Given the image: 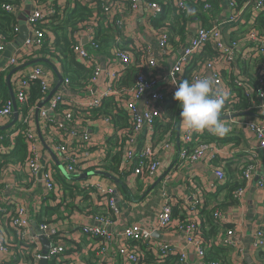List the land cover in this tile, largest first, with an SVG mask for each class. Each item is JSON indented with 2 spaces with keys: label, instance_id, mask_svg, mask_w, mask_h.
Segmentation results:
<instances>
[{
  "label": "built area",
  "instance_id": "obj_1",
  "mask_svg": "<svg viewBox=\"0 0 264 264\" xmlns=\"http://www.w3.org/2000/svg\"><path fill=\"white\" fill-rule=\"evenodd\" d=\"M124 1L126 0H84L85 5L90 8H95V3L100 4L106 20L112 22V27L117 33L123 34L128 38V41H136L137 43L129 44L127 47L139 48L146 61V68L148 71L143 72L137 70L135 66V56L131 50L121 49L119 47L114 49L116 60L122 62V69L106 68L100 66L95 60V53L84 44L81 43V38L86 37L90 46L96 47L93 42L95 38L96 25H87L77 38L75 46L76 57L86 63L87 66L93 67L94 72L90 84L80 91L84 93L86 99L80 101L69 96L70 79L68 77L63 79L60 88L53 94L47 103L41 107L39 112L40 127L45 140H49L51 147L57 151L61 156V162L65 167L67 173L72 177L68 180L73 182L75 177L84 173L85 164H93L101 166L102 168L107 161L112 158L114 148H112V140L110 135L116 131V124L109 115L100 114L101 123L98 126H103L102 137L94 135L93 129H89L87 122L88 116L93 115V110L102 106L103 98L116 97L119 101V109L123 110L128 115L131 124L128 129L121 130V136L126 140L123 145V166L121 170L124 172H131L138 176L154 177L158 174L161 165V154L170 146V138L167 137L162 144H154V131L157 123L164 117L165 107L164 101L171 97V94L176 91L179 85V73L183 68L192 65L193 57L207 44L212 46L220 53V57L214 61H207L203 69L197 71L192 80L195 82L199 79H209L212 82L213 94H222L224 97V105L227 101L230 88L224 83L221 75V70H229L231 62L236 66L240 61L247 59L248 51L240 49L243 44H252L253 52L257 54L264 53V37L258 38L256 32L250 33L246 39L242 41L236 40L231 35H227L224 30V19H222L221 10H215L216 13L210 19L211 26L206 27L197 18L198 9L192 5L189 0H179L177 2L178 12H185L190 17L188 38L186 43L180 47H176L171 43L176 37L173 36L166 28L157 30L153 25V20L162 17L165 14L161 4L156 0H129L131 2L130 10L136 11L140 9V5L146 8V13L142 18V26L144 28L143 34L152 38L155 45L151 43H144L134 37L126 34V25L128 15L124 14L119 17H114L115 13L120 12V8H124ZM264 0H249L244 8L237 9L235 4L231 1L228 4L230 22L238 24L237 29L241 25L246 24V15L254 12L255 15L261 11ZM34 6L33 13L27 20L29 29L28 38L21 45H17L8 58L7 62L0 68V71H10L13 67L19 65L20 58L25 56L28 52L35 50L44 42L45 33L37 28L36 24L45 18H51L56 14V5L54 3H43L39 0H32ZM22 4L10 5L6 4L4 10L15 14L16 16L22 11ZM203 10H212V5L206 2ZM106 22V21H105ZM107 23V22H106ZM19 28V26H18ZM8 45H13L5 40L0 33V51L3 53ZM248 46V45H247ZM251 46V45H250ZM173 54L176 57L170 66L160 61V58L167 59L169 55ZM127 68L136 70V75L132 77V82L128 86H123L121 82L124 79ZM237 83L244 89L245 96L253 103L252 107H246L245 115L237 116L240 113L237 106H230L228 109L222 108L220 116H226L229 121L233 122L238 129H248L259 140V148L264 149V121L254 119L250 116L252 110L257 111V114L264 118V71L258 76L259 86L253 88L248 79L241 74L239 69L237 72ZM16 74V73H15ZM62 74V72H61ZM13 80L12 87L15 92L17 104L21 106L27 101L31 88L35 84H39L42 92L41 101L46 98L49 92L55 86V75L52 68L46 64H34L19 71V75ZM39 82V83H38ZM56 84V83H55ZM121 85V86H120ZM101 87H104L101 90ZM67 103V107L61 106ZM18 106V107H19ZM37 109V108H36ZM35 109V110H36ZM34 109L27 114H21L19 120L24 124H30L34 120ZM13 113V104L11 100L0 107V119L10 120ZM249 113V114H247ZM18 120V121H19ZM17 121V122H18ZM109 127V129H107ZM230 127H233L231 124ZM197 131L188 128L186 125L180 136L179 157L184 161H209L215 158V154L207 142H201L189 149L190 144L194 142V136ZM17 133H22L26 137V142L29 145L30 157L24 166L16 164L17 170L25 168L30 174V178L34 181L43 182L45 186V193L42 196V201L53 198L60 199L61 202L64 197V192L57 191V180L55 178L56 168L54 165H46L42 161V154L40 152V138L37 128L33 125L29 130L25 131L23 128L15 129L10 135H0V151L10 150L3 144L4 138L14 136ZM145 136L143 145L138 148L139 140ZM193 150L191 153L190 151ZM89 170V169H88ZM95 170V169H94ZM6 170H4L5 172ZM91 171V170H90ZM123 174V173H122ZM216 181L218 184L226 182V174L222 168L215 169ZM243 176L247 181L244 188L238 191V197L241 199L246 191L248 182L252 179V167H248ZM81 189L95 190L93 193L96 197V204L107 203L112 210L117 211L116 198L113 196L116 193L112 186H104L100 183H94L91 180H77ZM257 186L264 188V174L261 175L257 181ZM106 199V200H105ZM105 200V201H104ZM15 204L13 216L11 218L12 225L23 235V239L27 236L28 228L31 225V218L29 208L12 198H8L4 194V187L0 186V213L10 211L9 205ZM202 199L196 197L189 204L188 208L195 211V208L200 206ZM12 212V211H10ZM35 212V211H34ZM214 218L219 222L223 221V213L216 211ZM172 204L169 200L165 201L160 211L156 216V224L152 227H146L139 223H133L121 226L120 230H111L112 222L108 216L102 214H95L93 222L81 227V231L92 238H103L101 243V253L107 250V243L111 241L114 234H117L121 240L127 242L128 245L119 250V254L123 257L121 264H136L138 262V253L130 246L131 242L151 240L155 250L164 254L176 251V248L165 241H156L153 237L155 230L167 228L172 223ZM196 226L192 222L186 226V239L196 247L197 255L200 259L204 257V249L201 243L196 240L193 235ZM41 234L52 243V246L43 254V250L34 248L35 261L37 264L42 257H47L51 264H61L62 256L68 251L66 243L62 240L64 237L61 228L58 225H51L49 223H42L40 225ZM231 233V231H229ZM57 238V240H55ZM26 242V241H25ZM33 242V241H31ZM231 246H236L237 242L234 238L226 237L223 240ZM255 250L264 249V229L260 226L256 231ZM0 253L4 255L7 261H14L15 251L10 247L9 241L0 233ZM180 253V252H179ZM187 254L180 253L178 264H187ZM82 264V263H80ZM215 264V263H213Z\"/></svg>",
  "mask_w": 264,
  "mask_h": 264
},
{
  "label": "crops",
  "instance_id": "obj_2",
  "mask_svg": "<svg viewBox=\"0 0 264 264\" xmlns=\"http://www.w3.org/2000/svg\"><path fill=\"white\" fill-rule=\"evenodd\" d=\"M81 2L84 3V0H81ZM229 2L230 0H216V7L219 8L217 10L223 12L221 17L224 21H227L224 22L223 26L227 35H231V32L238 30V24L228 20L230 14L228 9ZM55 3L66 8L74 6V0H56ZM124 7H126V4H124ZM24 8L25 0H23V8L19 14H24ZM145 13L146 8L143 7V5H140V9L136 11L129 10L127 12L126 34L145 44L151 43L155 45V41L152 38L143 34L144 28L142 26V18ZM77 38H79V35H77ZM83 38L84 37L80 39L81 43L86 45L88 40L86 43H83ZM119 41L125 43L122 47L137 43L136 41L129 42L128 38L123 34L121 38H119ZM17 45L19 46L21 44ZM95 56V61L102 67L116 69H122L123 67L122 62L116 60L114 50H105L101 53L96 52ZM175 58L176 57L173 58V54H171L167 59L160 58V61L170 66ZM1 61H3V53L0 62ZM6 62L7 60L4 64ZM50 68L53 69L52 66ZM58 70L61 73V68ZM54 75L56 83L57 74L55 71ZM14 79L16 78L14 77L12 79V83ZM131 82L132 78L129 84H131ZM103 89L104 87H101V90ZM68 94L70 97L79 99L80 101L86 99L84 93L81 92L69 91ZM252 105L253 103L251 102L247 107H252ZM250 116L254 119L264 121V118L258 115L257 111L252 110ZM219 118L221 123L229 128V132L226 135L218 136L204 130L197 131L194 136L197 141L196 143L207 142L210 144L215 158L209 161L182 162L180 160L177 127L174 136H169L171 142L170 146L161 154L162 161L156 176H138L131 172H124V174L121 173L119 176L112 173L121 179L123 182L122 185H116L113 180L104 176H88V180L103 184L106 187L112 186L116 191L113 196L116 198L117 211L112 210V216H108L112 222V231L117 230L118 232L121 226L133 223H139L147 228L152 227L156 224V216L165 201L172 200L175 202V200H177L180 207H186L193 199L199 197L205 201L203 209H220L223 213L224 220L221 221V223L224 224V227L220 232L218 242H223L226 237H231L236 240L237 245L233 246L230 253L232 264H264L261 252L259 253V250H255L253 245L258 228L261 226L264 229V188L262 189L257 186L259 177L264 174V149L259 148V140L250 130L245 128L238 129L225 115ZM0 120L4 121L3 119ZM8 121L9 120H5L0 126L6 124ZM87 122L89 124V129L95 131L93 132L94 135L102 137L103 126H98V124L101 123L99 115L96 116L93 114L92 116H88ZM231 124L233 127H230ZM34 126L36 127V110L34 112ZM184 127L185 123L181 118L180 135ZM107 129H109V127ZM116 137H119L117 127L116 132H114V134L112 132L109 137L112 139V148H115ZM144 139L145 136L139 140L138 148L140 145H143ZM46 142L48 145H51L49 140ZM39 148L42 154V161L45 162L46 165H54L55 168L61 170L48 150L43 146L42 142H40ZM51 148L62 164L60 154L57 153L53 146ZM214 160L216 161L214 162ZM3 165H5L3 168L6 171L4 172L3 170L0 172V182L3 183L4 194L8 198L19 201L29 208L31 225L28 228L26 238L23 239L21 232L12 225L10 217H4L0 213V233L9 241L14 251L21 247L20 244L22 240H25L27 243H34L36 248L44 250L45 244L40 237L41 223L36 221V217L38 215H43V213H47L46 208H44L45 206H58V204L62 202H59L54 195L53 198L46 200L44 203L42 201V196L45 193L43 182H34L30 178V174L26 173L27 170L25 168H23V170H17L16 164L15 166L13 165V167H9L7 163ZM250 166L252 167V179L248 182L244 196L236 205L222 206L224 200H226L227 191L223 186L220 187L222 184L217 183L215 169L222 168L224 170L227 182L229 180H240L245 182L243 172ZM171 167L172 169L166 177L144 196L148 188ZM87 171L90 170L86 169L84 172ZM26 175H28V177H26ZM63 175L62 180H59L56 175L57 182H60L63 186L64 181L70 184L71 181L68 180V177L64 173ZM93 192L94 191L90 192L89 196L91 197L84 205L87 203L96 204V197ZM77 197L79 200V196ZM98 206L99 213H95L94 211H86L85 208L84 210H79L75 207H72L71 211H68V209L61 205L59 212L62 213V217L57 219L56 223H53L61 228V232L64 236L62 240L69 248L67 253L62 256L61 264H121L123 257L119 254V250L128 245L127 242L121 240L117 234H114L111 241L107 243L106 252L101 253L102 240L99 238H92L81 231L82 226L93 222L95 214L104 215L105 211L110 208L107 203H99L97 207ZM14 207V203L13 205L10 204V211H13ZM92 208L94 210V207ZM195 212L196 210L194 214L192 213V216L196 221H203L205 218L207 220L206 213L201 211H199L200 213ZM179 214H182V208ZM175 223L176 221H172L169 227L158 230L161 236L158 235V238L154 237V240L165 241L172 244L178 253L185 252L188 257L187 264H203L204 262L197 255L196 247L187 241L186 232L183 229H177ZM229 231H231V233H229ZM55 240H57V238H55ZM0 264H13V260L6 262V258L0 253ZM37 264H40V262ZM49 264L51 263L49 262Z\"/></svg>",
  "mask_w": 264,
  "mask_h": 264
},
{
  "label": "trees",
  "instance_id": "obj_3",
  "mask_svg": "<svg viewBox=\"0 0 264 264\" xmlns=\"http://www.w3.org/2000/svg\"><path fill=\"white\" fill-rule=\"evenodd\" d=\"M39 1L43 3H54L57 9L56 14H54L51 18H45L36 24L37 28L41 29L45 33L44 42L41 46L35 48V50L28 52L25 56L20 58L18 63L26 62L37 57L48 58L58 69L61 68L64 78L68 77L70 79V92L76 91L79 93L82 89L89 86L94 69L93 67L87 66L86 63H83V61L76 57L75 46L78 41L76 36L84 32L87 25L95 24L96 31L93 42L96 44V47L92 48L88 42L86 44L92 53H101L105 50L112 51L117 47L125 50H131V53L135 56L134 61L137 70L143 72L148 71L146 68V61L144 60L143 54L139 48L135 46L132 50L128 47H122L125 43L119 41L120 34L112 27V22H108L106 20L102 7L100 4H97L98 0H96L97 2L95 3V8H90L89 6L83 4L81 0H74V6L71 8L59 6L55 3L56 0ZM156 1L161 4L165 14L162 17L153 20L154 27L157 30L166 28L173 36L176 37V39L172 40L171 43L176 47H180L187 41V31L189 28L190 17L185 12H178L177 2L179 0ZM231 1L235 4L237 9H242L249 0H230V2ZM22 2L23 0H0V33L4 36L7 42L12 44L17 42L19 36V19L15 14L4 10V6L6 4L18 5L22 4ZM189 2L199 10L197 18L204 26L210 27L212 25L210 19L216 13L215 10L219 9L216 7V0H189ZM206 2L211 3L212 10H203ZM124 4H126V7L120 8V12L114 14L115 18L126 14L130 10L131 2L126 0L124 1ZM245 18L247 21L246 24L241 25L240 29L231 32V36L239 41L246 39L252 32H256L259 39L264 37V3L261 11L257 13V15H255L254 12H250ZM240 49L248 51V58L240 61V63H237L236 66L233 62H231L229 70H221L222 79L230 88L227 101L223 108L228 109L230 106H237L236 109L240 112L237 116L245 115V108L251 104V100H249L244 94V89L237 83V77L239 75L236 73L237 69H239L241 74L248 79L253 88L259 86L258 76L264 71V53L257 54L256 52H253L252 44H243ZM219 57L220 53L215 50L211 43H207L198 52V54L193 57L192 65L187 68H183V70L179 73V83L183 80H188L190 83L193 82L192 78L194 74L203 69V66L207 61H214ZM1 59L2 52L0 51V60ZM39 64H46L51 67L48 63ZM126 71L124 79L121 82L123 86H128L131 78L136 75V70L133 68H127ZM9 72L10 71H0V107L4 106L8 100H11L6 82V77ZM18 75L19 72L14 74L12 79ZM41 98L42 92L39 84L33 85L27 101L21 106L18 105L21 114H27L32 109L35 110L40 104ZM61 106L67 107L68 104L64 103ZM163 106L165 107L164 117L157 123L154 131L155 145L162 144V142L169 136L173 137L176 133L180 120L181 108L179 107V102L174 99V93L171 94L169 99L164 101ZM92 113L96 116L103 113L109 115L116 124L119 137H116L115 140V150L112 158L109 159L107 164H104V167L102 168L120 176L121 173L124 174V171L121 170V167L123 166L122 147L126 141L121 136L120 131L128 129L131 121L128 115L125 114L122 109H119V101L115 96L112 98H103L102 106L94 109ZM4 122L5 120H0V124ZM33 125L34 120L31 121L30 124H24L19 120L13 127L0 131V135H10L15 131V129L21 127L23 130L27 131ZM109 139L112 140L111 138ZM196 142L197 141L194 138V142L190 144L189 149H192L195 145H197L198 143ZM3 144L6 145L10 151H0V172L4 170L3 166L5 165L3 164L5 163H7L9 167H13L15 164L24 166L31 155L25 135L17 133L14 136H8L4 138ZM192 151L193 150H191L190 153ZM215 161L216 160H214V162ZM86 168L94 170L101 168V166L85 164V169ZM26 173L29 174L28 171H26ZM56 175L59 180H62V177L64 176L61 170L57 168L55 171V178ZM26 177H28V175H26ZM246 183L247 181L245 179V182L240 180H229L228 182L226 181L222 184L220 187L223 186L227 191L226 200H224L222 206L236 205L240 200L238 197V191L244 188ZM0 186L3 187L2 182H0ZM57 191L64 192L62 203L58 204V206H45L44 208H46L47 213H43V215H38L36 217V221H38V223H49L54 225L53 223H56L57 219L62 217V213L59 212L61 205L68 209V211H71V208L75 207L79 210H84L85 208L86 211L99 213V206L97 207L96 204L87 203L84 205L91 197L89 196L90 192L95 190L81 189L77 180H74L70 184L64 181V186L60 182H57ZM77 196H79V200ZM58 200L61 202L60 199ZM170 203L172 204V220L176 221L175 226L177 229L184 230L190 223L193 222L195 224L196 229L192 233L204 249V257L202 259L204 262L203 264H232L230 253L233 246L221 241L218 242V239L220 238L219 235L224 227V224L214 218V213L216 211L221 212L220 209H203L205 201L202 199L203 204L195 208V210L196 212L201 211L206 213L207 220L205 218L203 221H196L192 216V213L194 214V212H192L187 206L180 207L177 200H175V202L171 200ZM92 207H94V210ZM181 208L182 214H179ZM13 213V211H7L2 212L1 214L4 217H10L11 219ZM104 215L112 216V209L109 208L105 211ZM99 239L104 241L102 237ZM24 241L22 240L20 244L21 247L15 250L16 257L13 264L36 263L35 254L33 252L35 248L34 243H27ZM130 246L138 253L139 260L136 264H178L179 262L180 253L177 251H172L167 254L159 252L154 249L151 240L134 241L130 243ZM10 247H12L11 244ZM260 252L262 255L261 257L264 259V249L259 250V253Z\"/></svg>",
  "mask_w": 264,
  "mask_h": 264
},
{
  "label": "water",
  "instance_id": "obj_4",
  "mask_svg": "<svg viewBox=\"0 0 264 264\" xmlns=\"http://www.w3.org/2000/svg\"><path fill=\"white\" fill-rule=\"evenodd\" d=\"M33 5H32V0H25V8L23 13L24 14H19L18 18L19 20V36H18V41L17 43L13 44V45H8L7 49L3 52V61L0 62V67L4 66V62L6 60H8V58L12 55V52L14 51V48L16 46V44H22L24 43V41L28 38V34H29V29L27 26V20L29 18V16L33 13ZM88 39L86 37L83 38V43H86ZM264 47V44H263ZM39 63H48L50 66L53 67V70L56 72L57 74V81L55 86L53 87V89L49 92V94L46 96V98L44 100H42L40 102V104L38 105L37 109H36V128L38 131V135L40 138V141L42 142L43 146L48 150L49 154L52 156L53 160L58 164L59 168L61 169V171L67 176V177H71L65 167L60 163L56 153L52 150V148L48 145V143L46 142L45 138L43 137L42 134V130L40 127V120H39V112L42 106H44L47 101L53 96V94L60 88L61 84L63 83V75L60 73V71L58 70V68L54 65V63L52 61H50L48 58H43V57H37L31 60H28L26 62H22L19 65L13 67L10 72L8 73L7 77H6V81H7V86H8V90L10 93V98L13 104V113L12 116L9 120V122H7L6 124L0 126V131H4L6 129H9L11 127H13L17 121L20 118V112H19V107L15 98V92L14 89L12 87V76L27 68L30 67L34 64H39ZM180 126H181V118L178 124V132H177V138H178V145H179V149H180ZM172 169L169 168L164 174H162L157 181L151 185L150 188H148V190L145 192L144 196L147 195V193L149 191H151L156 185H158L165 177L166 175L170 172V170ZM90 175H100V176H104L106 178H109L111 180L114 181V183L116 185H122V181L120 178L116 177L114 174H112L109 171H105V170H99V169H95V170H91V171H87L84 173L79 174L77 177H75L76 180H84L87 179L88 176ZM72 178V177H71ZM159 232L158 230H155L153 232V237L158 238ZM161 236V235H160ZM41 240L44 242L45 244V248L43 250V254L47 253V251L50 249V247L52 246V243L50 241H48L42 234H41ZM40 264H49V261L47 259V257H42L40 259Z\"/></svg>",
  "mask_w": 264,
  "mask_h": 264
},
{
  "label": "clouds",
  "instance_id": "obj_5",
  "mask_svg": "<svg viewBox=\"0 0 264 264\" xmlns=\"http://www.w3.org/2000/svg\"><path fill=\"white\" fill-rule=\"evenodd\" d=\"M174 99L179 102L180 117L188 128L198 132L207 130L218 136L229 132V128L219 118L224 97L219 93L213 94L209 79L191 83L183 80L174 92Z\"/></svg>",
  "mask_w": 264,
  "mask_h": 264
}]
</instances>
